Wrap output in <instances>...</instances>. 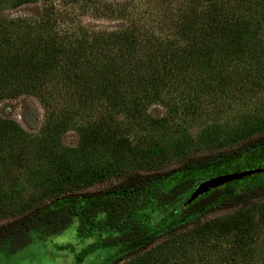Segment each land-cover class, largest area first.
Returning a JSON list of instances; mask_svg holds the SVG:
<instances>
[{"label": "trees", "instance_id": "1", "mask_svg": "<svg viewBox=\"0 0 264 264\" xmlns=\"http://www.w3.org/2000/svg\"><path fill=\"white\" fill-rule=\"evenodd\" d=\"M144 1L0 0V103L32 99L42 110L36 134L0 115V217L13 218L0 249L24 248L31 230L61 233L74 212L58 201L106 183L89 194L117 226L103 244L137 255L154 238L131 215L173 171L187 177L156 196L166 206L180 199L171 217L235 214L169 236L191 244L264 233L263 169L206 188L244 171L191 177L264 148V0ZM81 15L116 23L85 26ZM69 131L74 147L62 143Z\"/></svg>", "mask_w": 264, "mask_h": 264}, {"label": "rangeland", "instance_id": "2", "mask_svg": "<svg viewBox=\"0 0 264 264\" xmlns=\"http://www.w3.org/2000/svg\"><path fill=\"white\" fill-rule=\"evenodd\" d=\"M102 3H127L130 0H98ZM132 2V0H131ZM143 4L144 0H135ZM144 5H140L143 7ZM70 8V7H68ZM144 8V7H143ZM23 9L9 11V15H22ZM76 22L98 28H111L115 21L103 18L78 16ZM22 103L18 101H3L0 103V115L15 119L21 127L36 134L42 121V110L36 101L30 99ZM255 111V105L250 106ZM152 113L162 115L163 109L153 107ZM231 124V122H230ZM199 128L189 129L196 136ZM62 143L68 147L77 144L75 132L69 131L63 136ZM243 171L251 169L264 170V148L244 155L240 160L225 162L201 171L191 177L199 180L220 176L232 172L235 166ZM174 169L168 165L163 172ZM190 176V175H189ZM187 175L173 171L169 176H160L145 190L147 199L131 215L133 224H138L144 232V240L153 239L152 243L141 249L137 255L130 253L131 247H109L103 240L117 233V226L111 221L106 211H97L101 202L89 194L102 189L107 184L95 186L86 191L72 194L70 198H62L57 206H66L73 211L71 222L58 234L44 236L38 230H31L30 244L17 251H10L7 246L0 249V264H264V233L252 234L231 232L228 235L216 232L202 241L190 244V239L179 242L175 236H169V230L176 227V235L190 234L194 228L212 225L235 214L234 210L224 209L201 216L195 223L190 219H174L171 211L179 203L178 199L171 205H159L156 196L167 191L175 183L185 179ZM203 179V180H204ZM13 218L0 217V227L12 221ZM186 224V222H188ZM179 226V227H177ZM116 227V228H115ZM189 237V235H188ZM190 238V237H189ZM148 241V243H149Z\"/></svg>", "mask_w": 264, "mask_h": 264}, {"label": "water", "instance_id": "3", "mask_svg": "<svg viewBox=\"0 0 264 264\" xmlns=\"http://www.w3.org/2000/svg\"><path fill=\"white\" fill-rule=\"evenodd\" d=\"M261 170L260 169H256V170H247V171H244L240 174H237V175H233V176H228V177H218V178H214V179H211L209 180L208 182H206L203 186V188H206V187H211V186H217L219 184H222L223 182L225 181H228V180H233L235 178H242L244 176H247V175H251V174H254L255 172H260Z\"/></svg>", "mask_w": 264, "mask_h": 264}]
</instances>
